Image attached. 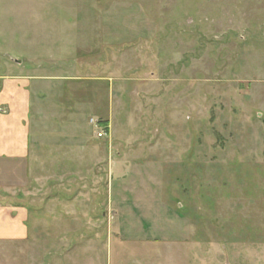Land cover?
Here are the masks:
<instances>
[{
  "label": "rangeland",
  "instance_id": "rangeland-1",
  "mask_svg": "<svg viewBox=\"0 0 264 264\" xmlns=\"http://www.w3.org/2000/svg\"><path fill=\"white\" fill-rule=\"evenodd\" d=\"M23 49L79 64L2 164L29 235L0 264H264V0L0 2Z\"/></svg>",
  "mask_w": 264,
  "mask_h": 264
},
{
  "label": "crops",
  "instance_id": "crops-1",
  "mask_svg": "<svg viewBox=\"0 0 264 264\" xmlns=\"http://www.w3.org/2000/svg\"><path fill=\"white\" fill-rule=\"evenodd\" d=\"M77 1L105 4L113 0ZM0 2L5 5L25 2L47 6L50 3L71 4L74 0H0ZM50 9L55 10L52 8L39 10L44 13L45 10ZM67 11L69 14L75 13V9ZM97 11L96 9L95 13ZM36 28L43 30L49 27L40 25ZM38 44L48 45L45 40L32 43V45ZM22 51L16 52L15 55L13 53L0 54V172L2 164L27 163L34 144L32 130L34 99L39 97L43 90L50 89L52 86L47 87L45 84L52 83L55 79L60 81L75 77V64H79V58L76 59L71 55L60 56L57 59L52 58L51 56L54 55L51 54L33 55L28 50L23 49ZM28 235V209L24 206L0 205V242H21L26 240Z\"/></svg>",
  "mask_w": 264,
  "mask_h": 264
},
{
  "label": "built area",
  "instance_id": "built-area-1",
  "mask_svg": "<svg viewBox=\"0 0 264 264\" xmlns=\"http://www.w3.org/2000/svg\"><path fill=\"white\" fill-rule=\"evenodd\" d=\"M93 122H94V121H92V123H93ZM97 137L100 138V139L103 138V137H104V133H103V132H99L98 135H97Z\"/></svg>",
  "mask_w": 264,
  "mask_h": 264
},
{
  "label": "trees",
  "instance_id": "trees-1",
  "mask_svg": "<svg viewBox=\"0 0 264 264\" xmlns=\"http://www.w3.org/2000/svg\"><path fill=\"white\" fill-rule=\"evenodd\" d=\"M26 207V206H25Z\"/></svg>",
  "mask_w": 264,
  "mask_h": 264
}]
</instances>
